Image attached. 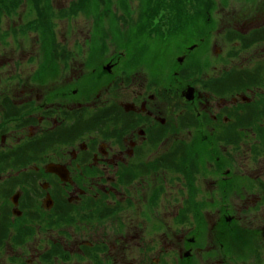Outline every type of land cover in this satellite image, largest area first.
I'll return each mask as SVG.
<instances>
[{
    "label": "flooded vegetation",
    "instance_id": "obj_1",
    "mask_svg": "<svg viewBox=\"0 0 264 264\" xmlns=\"http://www.w3.org/2000/svg\"><path fill=\"white\" fill-rule=\"evenodd\" d=\"M85 63L0 95V264H261L264 226L243 224L264 215V110L242 123L252 99L213 94L207 71L104 70L89 88ZM163 211L170 236H127Z\"/></svg>",
    "mask_w": 264,
    "mask_h": 264
},
{
    "label": "rangeland",
    "instance_id": "obj_2",
    "mask_svg": "<svg viewBox=\"0 0 264 264\" xmlns=\"http://www.w3.org/2000/svg\"><path fill=\"white\" fill-rule=\"evenodd\" d=\"M72 1L73 0H52V3L55 9L59 10L60 8L62 9L64 7H68ZM131 2L132 4L136 3L137 6L139 0H131ZM218 2H224V0H218ZM122 12V10H118L117 13L121 14ZM34 17L35 14H29L28 7L26 5H22L16 15L12 17H5V19L2 20L0 31L5 32L12 24H14L17 28H20L25 25L28 20ZM214 17H217V19L215 29L212 30V49L210 55L212 59H217L220 57V55L227 56L228 52L232 51L235 45L237 46L236 48H238L239 46L238 41L229 43L227 41H223L225 39L222 40V38H224L226 30L238 29L242 32H248L249 30L262 26L264 24V0H251L249 2H247L246 0H229L228 5H220V10L214 15ZM92 20L93 17L87 16L85 12H80L77 16H74L70 19H62L60 21H57L56 33L58 36V40L61 43L65 44L72 52H74L72 62L75 64H80V62L82 61L85 62L89 58L85 38L90 34ZM121 36L124 35L120 32V35H118L117 37ZM18 37L19 39L17 40L12 35V33H10L6 38H0V95L3 93H9L10 96H14L18 94L15 93L16 90L27 92L33 87L37 88V85H35V82H33V79L31 77L33 73L38 69V67L43 64L44 60L40 35L35 31H31L27 36L19 34ZM241 38L242 39H239V41H242V44L246 45L245 37ZM78 42L82 44L81 50L76 47V44ZM263 44L264 42H261L260 44L255 43L245 50H241L238 56L230 58L228 62H213L208 72L209 76H216L223 68H228L233 65L252 66L259 61H264ZM159 49V45L155 47V50ZM116 50V46L112 44L107 54L103 55L101 58L93 62H87L84 64L87 70L93 65L92 70L98 73L94 75L91 74L90 76L88 75V78H85L87 87L91 88L92 85L95 84L99 79H102L105 75H107L105 72H103L101 67H95V65L102 66L104 63H107L106 61H103V57H107L116 53ZM166 55L168 56L169 52H166ZM186 58L187 56L185 55L183 63H185ZM152 66L153 63L148 62L144 66H139L138 68H140L141 70L138 71H141L145 76H148L147 73L153 74L156 71H159L157 67L159 66L161 71L165 73L166 79L168 78L169 74L176 69L177 64L173 60V58L170 59V57H167L165 58V61H162L155 67ZM9 76H16L17 78L24 79L21 83H19V86H17L18 88H16L13 83L9 84L4 82L5 80H7L6 78H9ZM67 82V78L61 80L62 84ZM252 95L253 94H251V96ZM13 131L14 130L9 131L8 137L13 133ZM248 158H250V154L248 149H245V153L243 152L242 154V172L253 171L252 161H250ZM262 168L264 170L263 164ZM238 214L239 213H237V215ZM162 215V220L169 221L171 223L170 226H172L173 223L172 219L169 217V214L163 211ZM128 225L126 224V226ZM130 225L136 226V224ZM243 225L251 228L258 227V225L264 226V215L261 221L257 220L255 224ZM160 236H163V233L160 234ZM134 243L135 241L133 240L130 246L137 247V245H135ZM260 251L264 252V248L262 247ZM260 260L261 264H264V258Z\"/></svg>",
    "mask_w": 264,
    "mask_h": 264
},
{
    "label": "trees",
    "instance_id": "obj_3",
    "mask_svg": "<svg viewBox=\"0 0 264 264\" xmlns=\"http://www.w3.org/2000/svg\"><path fill=\"white\" fill-rule=\"evenodd\" d=\"M22 1L23 0H0V20L3 14H11L16 11ZM33 2L34 6L38 9L39 16L31 21L30 25H27V28L40 29L42 32L43 46H52V49L47 50L48 53L46 54V58L50 61L55 60L54 56L57 55L58 52L54 48V44H52L56 43L52 30L53 22L51 18L53 14L48 5H41V0H33ZM147 2L148 3L143 4V16L137 19L131 17V10L127 7L126 13L129 15V18L125 19V22L133 24L129 27L130 35L136 36V39H159L168 44H173L175 40L180 41L185 39L187 36L192 35L193 31H211L215 22V17H213V15L217 13L220 7L217 0H147ZM108 7L110 8L111 4H108ZM78 9L89 11L90 5L85 0H79L71 6V10H61L60 15H71L76 13ZM106 12L109 11L106 10ZM157 12H159L158 14L163 13L162 17L157 18ZM102 22L103 19L99 18L96 21L95 29H102ZM237 36V34L230 35V39L236 38ZM240 36H243V34ZM120 42L121 45H123V41ZM198 63L199 61H197L196 64ZM198 66L200 67L201 65ZM226 75L229 77L228 79H236L237 83H239V87L247 86L248 80H251L258 85L247 87L261 86L264 88V74L261 76L250 74L244 79V75L239 72L227 73ZM229 87L230 88L225 90L230 91L232 88L235 89L233 85L232 87L229 85ZM237 90L244 91L245 89L239 88ZM247 107L250 109V113L248 117L242 119V123L248 118L262 115L264 110V92L260 94L257 102L248 104ZM259 135H261V133H259ZM262 135H264V133Z\"/></svg>",
    "mask_w": 264,
    "mask_h": 264
}]
</instances>
